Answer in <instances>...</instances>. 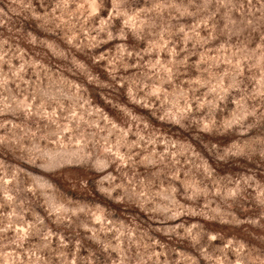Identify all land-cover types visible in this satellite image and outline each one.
<instances>
[{
	"label": "rangeland",
	"instance_id": "rangeland-1",
	"mask_svg": "<svg viewBox=\"0 0 264 264\" xmlns=\"http://www.w3.org/2000/svg\"><path fill=\"white\" fill-rule=\"evenodd\" d=\"M0 264H264V0H0Z\"/></svg>",
	"mask_w": 264,
	"mask_h": 264
}]
</instances>
